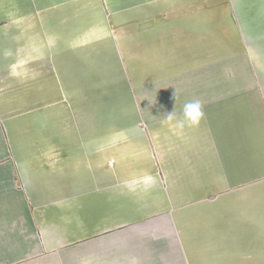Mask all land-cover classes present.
I'll list each match as a JSON object with an SVG mask.
<instances>
[{"label":"crops","instance_id":"0c3cea01","mask_svg":"<svg viewBox=\"0 0 264 264\" xmlns=\"http://www.w3.org/2000/svg\"><path fill=\"white\" fill-rule=\"evenodd\" d=\"M0 264H264V0H0Z\"/></svg>","mask_w":264,"mask_h":264},{"label":"clouds","instance_id":"9594fccd","mask_svg":"<svg viewBox=\"0 0 264 264\" xmlns=\"http://www.w3.org/2000/svg\"><path fill=\"white\" fill-rule=\"evenodd\" d=\"M203 116L204 113L201 104L198 101H189L184 104L183 117L176 120L175 123L180 128H183L185 123L191 126H197L200 124ZM166 118L171 120L173 118V113L168 114Z\"/></svg>","mask_w":264,"mask_h":264}]
</instances>
